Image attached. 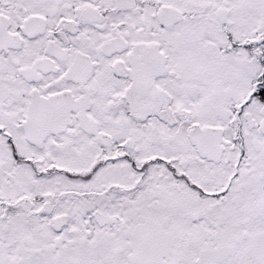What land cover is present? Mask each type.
<instances>
[{
  "label": "snow or ice",
  "instance_id": "obj_1",
  "mask_svg": "<svg viewBox=\"0 0 264 264\" xmlns=\"http://www.w3.org/2000/svg\"><path fill=\"white\" fill-rule=\"evenodd\" d=\"M0 264H264V0H0Z\"/></svg>",
  "mask_w": 264,
  "mask_h": 264
}]
</instances>
